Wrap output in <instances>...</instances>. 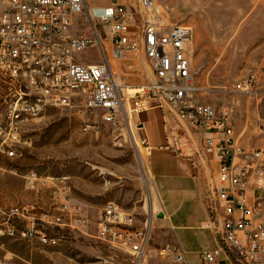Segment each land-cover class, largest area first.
I'll return each mask as SVG.
<instances>
[{
  "label": "built area",
  "instance_id": "built-area-1",
  "mask_svg": "<svg viewBox=\"0 0 264 264\" xmlns=\"http://www.w3.org/2000/svg\"><path fill=\"white\" fill-rule=\"evenodd\" d=\"M136 1V7L118 0L88 7L86 0H0V161L22 156L27 125L49 109L97 113L102 122L116 125L123 113L128 119L158 108L204 133L197 160L210 155L217 161L216 184L206 188L205 224L217 246L202 253L204 263L220 264L223 256L232 264H264V147L238 144L229 109L218 112L195 103L192 28L168 22L158 0ZM83 11L93 33L72 36V20ZM92 48H97L99 63L76 60V54ZM127 56L141 62L144 78L136 87L115 74L110 63ZM250 83L238 88L246 90ZM259 128L264 132V121ZM147 145L139 138L138 147L148 151ZM22 178L26 190L39 180L33 172ZM49 180L51 208L41 220L58 227L86 225V216L73 204L68 178ZM94 227L96 238L126 251L133 264H190L175 245L165 244L152 256L149 224L137 226L134 216L115 202L103 206ZM0 237L35 239L47 247L58 242L37 230L18 231L4 217Z\"/></svg>",
  "mask_w": 264,
  "mask_h": 264
},
{
  "label": "rangeland",
  "instance_id": "rangeland-1",
  "mask_svg": "<svg viewBox=\"0 0 264 264\" xmlns=\"http://www.w3.org/2000/svg\"><path fill=\"white\" fill-rule=\"evenodd\" d=\"M109 1L86 0V5L105 6ZM158 4L168 22L193 30L190 56L195 103L211 105L218 112L229 109L238 144L264 147V132L259 128L264 121V0H158ZM75 17L76 34L92 35L86 12ZM105 46L110 51L107 41ZM77 58L83 63L100 60L97 48ZM110 63L129 85L143 82L138 58L110 59ZM247 80H251L248 89H239ZM136 128L124 113L118 124L111 125L97 113L79 115L64 108L49 109L30 122L22 136L26 143L22 156L0 161V219L4 217L18 231L37 230L58 242L47 247L35 239L0 237V264H133L126 251L96 238L94 222L112 201L131 213L137 226L147 222L152 229L158 199L150 155L138 147ZM179 129L181 137L176 141L183 138L186 144V134ZM27 172L39 179L29 190L22 178ZM60 177L68 178L73 204L86 216V225L58 227L41 220L40 215L51 208L49 179ZM202 196L208 204L206 189ZM13 208L18 214H10ZM201 233L205 236L206 231ZM216 246V239L214 243L204 237L194 250L201 253ZM159 247L151 234L149 253L154 256ZM220 264L232 263L222 256Z\"/></svg>",
  "mask_w": 264,
  "mask_h": 264
},
{
  "label": "crops",
  "instance_id": "crops-1",
  "mask_svg": "<svg viewBox=\"0 0 264 264\" xmlns=\"http://www.w3.org/2000/svg\"><path fill=\"white\" fill-rule=\"evenodd\" d=\"M118 1L121 4L128 2L129 5L137 2ZM94 7L97 6L94 4ZM75 19L76 17L70 28L72 36H78L73 28ZM79 54L75 55L77 61H80L77 58ZM99 62L100 60L95 63ZM165 115L164 111L152 108L130 117L137 127L138 138L147 140L153 174L151 176L158 199L157 216L152 221L150 235L154 236L155 243L160 247L165 244L179 247L187 254L190 264H205L202 259L204 251L200 253L194 247L204 237H211L215 243L212 229L205 227L208 213L202 195L208 186L216 184L217 161L210 155L206 156L205 161L197 160L194 155L202 149L204 133L176 120L174 122L172 116ZM179 128L185 132L184 139L188 141L185 144L182 138L179 144L176 143V148H173V143L181 137ZM240 146L249 147L242 142ZM202 231H206L205 236Z\"/></svg>",
  "mask_w": 264,
  "mask_h": 264
},
{
  "label": "bare ground",
  "instance_id": "bare-ground-1",
  "mask_svg": "<svg viewBox=\"0 0 264 264\" xmlns=\"http://www.w3.org/2000/svg\"><path fill=\"white\" fill-rule=\"evenodd\" d=\"M131 93H134V91H132Z\"/></svg>",
  "mask_w": 264,
  "mask_h": 264
},
{
  "label": "water",
  "instance_id": "water-1",
  "mask_svg": "<svg viewBox=\"0 0 264 264\" xmlns=\"http://www.w3.org/2000/svg\"><path fill=\"white\" fill-rule=\"evenodd\" d=\"M159 217H161V215H159Z\"/></svg>",
  "mask_w": 264,
  "mask_h": 264
}]
</instances>
